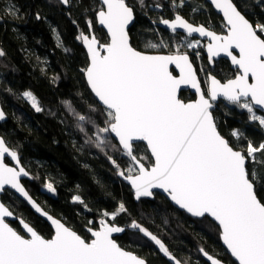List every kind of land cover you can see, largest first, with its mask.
<instances>
[{"label":"snow or ice","instance_id":"snow-or-ice-1","mask_svg":"<svg viewBox=\"0 0 264 264\" xmlns=\"http://www.w3.org/2000/svg\"><path fill=\"white\" fill-rule=\"evenodd\" d=\"M59 2L70 7L73 0ZM210 2L222 13L224 32L218 34L208 26L194 25L179 11L171 19L161 17L158 23L170 29L173 45L161 40L159 44L149 42L147 47H171L170 53L164 55L133 47L130 25L136 15L127 0H98L99 6L91 9L93 15L85 21L88 31L81 30L76 39L86 48L88 64L82 72L100 105H89L90 111L99 112L104 119L97 123L91 116L76 115L78 121L94 129L85 142L105 153L117 175L128 181L137 201L152 197L153 190L160 189L192 216L211 217L238 264H264V141L254 143L239 128L232 129L226 137L214 115L219 103L226 101L245 110L249 122L264 129V115L257 114V109L264 111V23L250 20L235 0ZM138 3L141 8L147 7L145 0ZM170 4L180 9L185 0H170ZM258 4L264 5V0H258ZM154 7L163 5L156 3ZM4 11L15 15L17 9L12 5ZM96 23L106 29V43L95 35ZM194 33L207 38V43L189 39ZM181 49L206 51L209 65L217 63V58H230L235 75L222 81L207 71L208 87L204 89L188 51ZM4 55L0 50V56ZM200 55V51H195L197 59ZM170 65L179 70L178 76L169 70ZM182 85L195 89L197 98L190 102L181 100L178 91ZM23 97L36 112L43 111L31 91H25ZM64 103L75 112L70 102ZM4 119L5 113L0 110V120ZM78 127L87 135L85 127ZM141 144L144 155L139 152ZM108 148L125 159L123 167L106 151ZM6 157L14 164L6 163ZM28 176L18 151L0 137V193L14 189L54 228L50 238H46L19 217L25 233L21 234L6 219L14 217V211L0 202V264H148L114 238V234L128 229L153 242L172 264H188L137 220L120 226L117 217L130 215L123 202L112 212L103 211L98 226L89 221L90 239L83 238L32 199L21 182L22 177ZM46 187L55 192L52 183ZM73 201L84 204L79 195ZM199 252L210 264H222L203 247Z\"/></svg>","mask_w":264,"mask_h":264},{"label":"trees","instance_id":"trees-1","mask_svg":"<svg viewBox=\"0 0 264 264\" xmlns=\"http://www.w3.org/2000/svg\"><path fill=\"white\" fill-rule=\"evenodd\" d=\"M127 2L134 7L136 15L130 27L131 43L140 51L170 53L171 47L150 48L147 45L149 42L159 44L161 40L173 45V34L153 21L158 22L161 17L172 18L177 11L193 23L211 25L217 32H224L223 18L206 0H185L180 9H174L170 0H145L146 8H141L138 0ZM235 2L250 20L264 23V5H259L258 0ZM156 3L163 7L155 8ZM12 5L17 9L15 15L4 11ZM98 6V0H73L70 7L58 0H0V50L5 53L0 56V101L7 116L0 121V134L18 151L31 175V179L23 180L24 185L45 210L62 219L85 239H90L89 221L98 226L103 211L112 212L123 202L130 215L118 216L117 223L126 226L132 219L137 220L160 237L181 260L208 264L199 252L203 247L208 253L236 264L222 246L219 227L213 220L190 217L161 193H156L154 199L137 201L131 187L117 175L105 153L85 142L94 129L92 125L78 121L76 114L91 116L97 123L104 117L90 111L89 105H100L82 72L88 64V56L76 37L81 30L88 31L86 18H90L93 15L91 9ZM94 31L102 43L107 42L106 32L97 23ZM200 53L199 59L195 54L190 55L202 81L204 74L200 68L216 72L222 80L235 75L227 60L220 59L211 68L205 52L201 50ZM25 91L36 96L43 111L36 112L31 107L30 101L23 97ZM181 97L186 101L190 99L185 91ZM65 101L71 103L75 112L66 108ZM214 115L226 137L232 129L239 128L254 143L264 141V130L257 123L249 122L245 110L224 101L214 109ZM78 125L85 127L87 135ZM106 151L124 166L125 159L119 152L111 148ZM139 152L145 154L143 144L139 146ZM257 170H261L260 166ZM47 183L53 184L55 192L48 191ZM76 195L84 204L73 201ZM2 199L18 216L50 238L53 233L50 225L24 200L9 190ZM12 225L21 229L18 222H12ZM117 240L122 247L143 256L149 264H169L151 241L142 234H135L134 230L128 229Z\"/></svg>","mask_w":264,"mask_h":264},{"label":"water","instance_id":"water-1","mask_svg":"<svg viewBox=\"0 0 264 264\" xmlns=\"http://www.w3.org/2000/svg\"><path fill=\"white\" fill-rule=\"evenodd\" d=\"M59 1V0H58ZM211 6H212V8L214 9V11L216 12V13H218L219 15H221V17L223 18V16H222V13H220L215 7H214V5H212L211 4V2H210V0H206ZM186 18V17H185ZM166 19H171V18H166ZM187 19V18H186ZM190 21V20H189ZM134 22H135V20H134ZM134 22H133V24H134ZM191 22V21H190ZM193 23V22H192ZM98 24V23H97ZM132 24V25H133ZM194 25H205V24H202V23H200V24H196V23H193ZM132 25H130V27L132 26ZM157 25L160 27V28H163V29H165V30H167V31H169L170 33H171V31H170V29H168L165 25H163V24H160V23H158L157 22ZM98 26L100 27V28H103L102 26H100L99 24H98ZM206 26V25H205ZM104 29V28H103ZM211 30H214V29H212L211 28ZM104 31L106 32V29H104ZM180 33H182V34H184V35H186V33H183V30H178ZM214 31H216V30H214ZM217 32V31H216ZM218 34H222V33H219V32H217ZM106 34H107V32H106ZM96 35V34H95ZM97 36V35H96ZM98 38V37H97ZM191 38H198V39H200V40H203V41H205V43H207V38H202V37H199V35L198 34H193V37H191ZM99 39V38H98ZM100 40V39H99ZM101 42V41H100ZM130 42H131V38H130ZM102 43V42H101ZM83 45V44H82ZM83 47H84V45H83ZM84 49H85V51H86V48L84 47ZM138 50V49H137ZM140 51V50H139ZM144 52V51H143ZM86 53H87V51H86ZM146 53H148V54H164V55H166V54H169V53H150V52H146ZM205 54L207 55V53H206V51H205ZM189 55H190V53H189ZM190 59H191V61H192V63H193V67H194V69L197 71V75H198V78L200 79V76H199V74H198V70H197V67H196V65H195V63L193 62V60H192V57H191V55H190ZM220 59H226V60H228L229 61V63H230V65H231V62H230V58H227V57H222V58H217V60H220ZM231 67L235 70V68H234V66L233 65H231ZM169 70L170 71H172V73H173V75H179V70L178 69H176L175 68V66L174 65H170L169 66ZM85 76V75H84ZM218 78V77H217ZM219 79V78H218ZM85 80H86V77H85ZM201 81V80H200ZM87 83V82H86ZM201 86H202V88H204V83L201 81ZM89 87V86H88ZM207 87H208V85H207ZM90 89V88H89ZM205 89V88H204ZM183 91H186V92H190L191 94H194L195 96H196V98H197V95H196V93H195V89H192L190 86H188V85H182L181 86V88H180V90L178 91V96H179V98L181 99V100H183L184 102H190V101H193V100H195V99H193V100H189V101H186V100H184L182 97H181V93L183 92ZM93 94V93H92ZM94 95V94H93ZM95 97V96H94ZM96 100H97V98H96ZM0 110H2L4 113H5V111H4V109H3V106H2V103H1V101H0ZM258 111H260V112H264V111H261V110H259V109H257ZM6 113H5V119H6ZM4 119V120H5ZM4 120H0L1 122L2 121H4ZM0 137H3L1 134H0ZM4 138V137H3ZM5 139V138H4ZM6 141V140H5ZM7 142V141H6ZM8 144V143H7ZM8 146L11 148V149H13L9 144H8ZM14 150V149H13ZM5 162L6 163H9L10 165H13L14 164V162L13 161H11V159H10V157H6L5 158ZM21 164H22V166H24L23 165V163L21 162ZM25 167V166H24ZM25 169L27 170V168L25 167ZM28 171V170H27ZM120 177V176H119ZM126 184H128L129 186H130V184L128 183V181H126V180H124L122 177H120ZM24 179H31V175H30V173H29V176L28 177H22V180H21V182H22V184L24 185V183H23V180ZM24 187H25V189L28 191V189H27V187L24 185ZM131 187V186H130ZM132 189V188H131ZM7 190H9V191H12L15 195H17L20 199H22V200H24L28 205H29V207L33 210V212L34 213H36L39 217H41V218H43L49 225H50V227L52 228V230L54 231V228H53V226L51 225V223H50V221H48L47 219H46V217H44V216H42L41 214H39V213H37L36 211H35V209H33L32 208V206L30 205V203L24 198V197H22L19 193H16L15 192V190L14 189H11V188H8ZM132 191H133V194H134V190L132 189ZM29 192V191H28ZM5 192H3V193H0V202H3L5 205H7V206H9L8 204H6L4 201H3V199H2V195L4 194ZM153 193H154V195L152 196V197H142L141 199H154V197H155V194L156 193H161L162 195H164L175 207H177L179 210H181V211H184L183 209H180L177 205H175L174 204V202H172L171 200H170V198H168L167 197V194L166 193H164L162 190H160V189H154L153 190ZM30 194V193H29ZM30 196L32 197V199L34 200V201H36V203L38 204V205H40L41 206V208L44 210V211H46V212H48L47 210H45L43 207H42V205L30 194ZM10 207V206H9ZM11 208V207H10ZM184 212H186V211H184ZM15 213V212H14ZM187 213V212H186ZM48 214L49 215H51L52 217H54V218H57V219H60V218H58V217H56V216H54V215H52L51 213H49L48 212ZM190 217H192V218H203V217H194V216H192L191 214H189V213H187ZM20 216H18L16 213H15V216L14 217H10V218H6L7 219V221L10 223V226H12L13 228H15V229H17L16 227H14L13 225H12V222H15V221H17L18 223H19V220H18V218H19ZM26 222H28L24 217H22ZM211 220H213L211 217H209ZM62 222H64L62 219H60ZM214 221V220H213ZM215 222V221H214ZM31 226H33L30 222H28ZM65 223V222H64ZM216 223V222H215ZM66 224V223H65ZM217 224V223H216ZM218 225V224H217ZM19 226H20V224H19ZM66 226H68V227H70V228H72L74 231H76L79 235H81L77 230H75L73 227H71V226H69L68 224H66ZM34 227V226H33ZM20 228H21V226H20ZM18 230V229H17ZM37 230V229H36ZM18 231H21V234H25L23 231H22V229H20V230H18ZM38 231V230H37ZM39 232V231H38ZM40 233V232H39ZM41 234V233H40ZM90 234V233H89ZM123 233H118V234H114V238L115 239H117V237L118 236H121ZM41 235H43V234H41ZM44 236V235H43ZM82 236V235H81ZM46 237V236H45ZM83 237V236H82ZM46 238H48V237H46ZM84 238V237H83ZM117 242H118V240H117ZM164 242V241H163ZM220 242H221V244H222V246L226 249V251L229 253V255L231 256V254H230V252L227 250V248H226V246L223 244V241H222V239L220 238ZM119 243V242H118ZM165 243V242H164ZM120 244V243H119ZM152 244H153V246L154 247H156L157 249H158V247L152 242ZM128 250V249H127ZM129 251H132V250H129ZM159 251V250H158ZM134 252V251H133ZM137 254V253H136ZM162 254V253H161ZM210 254V253H209ZM139 255V254H138ZM163 255V254H162ZM210 255H212V254H210ZM139 256H141V255H139ZM164 256V255H163ZM214 258H218V257H216V256H214V255H212ZM141 257H143V256H141ZM165 257V256H164ZM202 257L207 261V259H206V257H204L203 255H202ZM232 257V256H231ZM144 258V257H143ZM166 258V257H165ZM167 259V258H166ZM219 259V258H218ZM232 259L235 261V263L236 264H238V261H236L235 260V258L234 257H232ZM168 260V259H167ZM169 261V260H168ZM222 261V260H221ZM171 264H172V262L171 261H169ZM208 262V261H207ZM209 264H210V262H208ZM149 264V263H148ZM188 264H190V263H188ZM222 264H228V263H226V262H224V261H222Z\"/></svg>","mask_w":264,"mask_h":264},{"label":"flooded vegetation","instance_id":"flooded-vegetation-1","mask_svg":"<svg viewBox=\"0 0 264 264\" xmlns=\"http://www.w3.org/2000/svg\"><path fill=\"white\" fill-rule=\"evenodd\" d=\"M206 26H208V27H210V28H212L211 27V25H206ZM213 29V28H212ZM215 30V29H214ZM220 33V32H219ZM223 33V32H222ZM226 60V59H225ZM228 61V60H227ZM229 62V61H228ZM215 67V64L214 65H211V68H214ZM232 68V67H231ZM233 69V68H232ZM234 70V69H233ZM199 74V73H198ZM212 74L213 75H216L217 77H218V75H217V73L216 72H214V71H212ZM200 76V75H199ZM219 78V77H218ZM230 78H233V77H230ZM220 79V78H219ZM229 79V78H228ZM200 80H201V78H200ZM222 80V79H221ZM225 80H227V79H225ZM202 81V80H201ZM222 81H224V80H222ZM203 82V81H202ZM204 83V82H203ZM205 85H204V88L205 89H207V84L206 83H204ZM186 92V91H185ZM187 93V95H189V93L188 92H186ZM190 95H192L193 96V98H191L192 96H190ZM190 95L188 96V98H190L189 100H193V99H195L196 98V96L194 95V94H191L190 93ZM189 100H187V101H189ZM15 222H17V221H15ZM18 225H19V223H18ZM89 233V232H88ZM90 235V234H89ZM123 235V234H122ZM121 235V236H122ZM118 237H120V236H118ZM117 237V238H118ZM156 248V247H155ZM157 249V248H156ZM128 250H130V249H128ZM158 250V249H157ZM133 251V250H132ZM135 253H136V251H134ZM138 254V253H137ZM162 255V254H161ZM202 255V254H201ZM163 256V255H162ZM216 256V255H215ZM164 257V256H163ZM217 257V256H216ZM203 258V257H202ZM219 258V257H218ZM204 259V258H203ZM220 259V258H219ZM205 260V259H204ZM220 260H222V259H220ZM222 261H224V260H222ZM169 262V261H168ZM205 262H207L206 260H205ZM224 262H226V261H224ZM208 263V262H207ZM226 263H228V262H226ZM169 264H171L170 262H169ZM209 264V263H208ZM228 264H230V263H228Z\"/></svg>","mask_w":264,"mask_h":264},{"label":"rangeland","instance_id":"rangeland-1","mask_svg":"<svg viewBox=\"0 0 264 264\" xmlns=\"http://www.w3.org/2000/svg\"><path fill=\"white\" fill-rule=\"evenodd\" d=\"M181 35H184V34H182L181 33ZM189 39H198V38H191V37H189ZM200 40V39H199ZM202 41V43H205V41H203V40H201ZM182 51H188V53H191V54H195V51H201L202 49H195V50H192V49H181ZM205 52V51H204ZM219 61V60H218ZM196 62V61H195ZM201 69V68H200ZM205 71H202V73L204 74V77H203V82L205 83V79H206V72H207V70L206 69H204ZM212 72V71H211ZM205 85V84H204ZM189 93V92H188ZM34 95V94H33ZM189 95H190V93H189ZM188 95V96H189ZM188 98V97H187ZM38 100V99H37ZM257 114H259V115H264V112L262 113V112H260V111H258L257 110ZM264 130V129H263Z\"/></svg>","mask_w":264,"mask_h":264}]
</instances>
